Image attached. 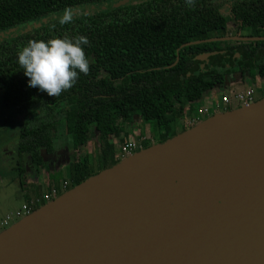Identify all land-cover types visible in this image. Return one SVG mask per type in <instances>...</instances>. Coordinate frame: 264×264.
I'll return each mask as SVG.
<instances>
[{
  "label": "trees",
  "instance_id": "obj_1",
  "mask_svg": "<svg viewBox=\"0 0 264 264\" xmlns=\"http://www.w3.org/2000/svg\"><path fill=\"white\" fill-rule=\"evenodd\" d=\"M118 1L0 0L2 104L34 175L44 167L43 153L53 155L55 141L68 137L79 155L62 194L95 176L89 158L80 156L91 132L103 171L120 163L112 140L135 116L164 131L163 143L172 124L187 109L196 113L227 75L264 79V41L221 40L247 29V37H264V0H234L228 16L213 0H139L115 8ZM193 42L201 43L182 48ZM202 55L210 57L198 60ZM152 145L147 139L143 148ZM17 164L23 187L29 178L21 159Z\"/></svg>",
  "mask_w": 264,
  "mask_h": 264
},
{
  "label": "water",
  "instance_id": "obj_2",
  "mask_svg": "<svg viewBox=\"0 0 264 264\" xmlns=\"http://www.w3.org/2000/svg\"><path fill=\"white\" fill-rule=\"evenodd\" d=\"M0 264H264V98L140 150L37 209L0 234Z\"/></svg>",
  "mask_w": 264,
  "mask_h": 264
},
{
  "label": "rangeland",
  "instance_id": "obj_3",
  "mask_svg": "<svg viewBox=\"0 0 264 264\" xmlns=\"http://www.w3.org/2000/svg\"><path fill=\"white\" fill-rule=\"evenodd\" d=\"M139 0H137L138 2ZM141 1V0H140ZM148 1V0H143ZM136 2V3H137ZM224 14L228 16L229 9L222 8ZM233 24H230V27ZM235 33V30H232ZM14 32H9V35ZM241 37H247L246 35L250 34V30L237 31ZM248 84L245 87H238L237 91H246L249 87L255 86L257 89L264 88V79L259 77L256 73L253 76H249ZM227 81V80H226ZM233 86V85H232ZM219 94L216 93V96L212 97V91L208 93L203 100L198 105L194 106V109H199L203 104V101L208 98L210 101H217L220 98V94L223 93V90L220 88ZM225 94L230 95L232 93L231 89L225 90ZM264 96V95H262ZM261 95L259 96L257 102L262 100ZM211 97V98H210ZM2 91H0V234L14 226L15 224L21 222L23 219H14L8 227L2 226V222L8 215L14 214L16 211L20 210L24 204L29 203L32 199L37 198V196L42 195L45 192L51 191L52 189H60L64 184L70 183L72 174L70 172L71 163L76 160L78 153L72 150V145L68 141L62 145V141H55L57 149L52 158H47L44 156V167L40 169L39 174L33 175L31 173V168L26 170L25 176L28 178L32 177L35 182L41 183V189L37 187H28L24 182L23 187L20 185L21 175L18 172V166L16 163L19 159L27 162V159L30 160L29 155H20L18 151L15 150V123L9 122L8 120L11 117L10 111L6 110L2 104ZM226 111L222 110L216 114H222ZM187 116H189L187 114ZM206 120V119H205ZM119 124H122L119 120ZM173 133L170 134V138L177 136L180 133H183L184 130L188 131L185 126V119L178 120L173 124ZM157 126L154 122H145L142 120L141 116H135L132 122L126 126H123L122 132L119 137H115L112 142L116 147V153L119 152V149L124 145L125 141L130 139L136 140L135 131L139 130L141 135H146L148 139H152V146L161 144L159 142L160 135L164 131L156 129ZM161 133V134H160ZM100 152L99 140L97 134L94 132L90 133V138L87 144H85L82 149L80 156H86L89 158L90 166L92 172L97 175L100 173L101 168L98 164V154ZM123 160V159H121ZM24 168V167H23ZM31 174V176H30ZM47 187H50L47 191ZM38 189V190H37ZM62 189V188H61ZM38 191V192H37ZM61 194V192H60ZM59 194V195H60ZM46 205V204H45Z\"/></svg>",
  "mask_w": 264,
  "mask_h": 264
},
{
  "label": "built area",
  "instance_id": "obj_4",
  "mask_svg": "<svg viewBox=\"0 0 264 264\" xmlns=\"http://www.w3.org/2000/svg\"><path fill=\"white\" fill-rule=\"evenodd\" d=\"M258 92L264 95V88L257 89L255 86H252L249 87L246 91H232L230 95H227L223 92L220 94V98L217 101H210L208 100V98H206L203 101V103H206L203 104L196 113L188 114L189 116H185V126L187 128H193L201 122L205 121V119L214 116L213 113L215 112L218 113L222 110L228 111L231 107L241 108L243 106L253 104L256 102V95ZM217 93L219 94V91H217ZM213 94L214 90L212 91V96ZM139 134H135L136 140L128 139L125 141L124 145L116 154L117 158L124 159L144 149V142L147 141V138L144 136L141 137L139 136ZM67 186L68 183L64 184L62 188L63 190L54 188L49 192L43 193L40 197L32 199L29 203L24 204L20 210L16 211L14 214L8 215L2 222V226L8 227L15 218L24 219L25 217L29 216L37 209L59 197L63 191H66Z\"/></svg>",
  "mask_w": 264,
  "mask_h": 264
},
{
  "label": "flooded vegetation",
  "instance_id": "obj_5",
  "mask_svg": "<svg viewBox=\"0 0 264 264\" xmlns=\"http://www.w3.org/2000/svg\"><path fill=\"white\" fill-rule=\"evenodd\" d=\"M214 1V3H216L217 5H220V8H230V6H231V4H232V2L234 1V0H213ZM200 57V56H199ZM199 57H198V60H201V59H199ZM209 57H210V55L207 57V58H205V59H202V61H207V59H209ZM201 68H204V66L202 65L201 66ZM227 80L228 79H230V78H232V81H236L237 79H240V78H243L242 77V74L241 73H239V72H236V73H233V74H229V75H227ZM228 82V81H227ZM227 82L225 81V83L224 84H222V85H218L215 89H214V94H213V96H216V93H217V91H218V89H222V86L224 85H227ZM233 85V84H232ZM224 86H223V88H224ZM223 90V89H222ZM218 94V93H217ZM262 95V94H261ZM212 96V97H213ZM262 97H264V96H262ZM259 97H256V99H258ZM7 110V109H6ZM9 111V110H8ZM15 127H16V129H15V133H16V141H15V146H16V148H15V150L16 151H18V140H19V132H18V128H17V125L15 124ZM62 141V145H64L67 141H68V143H69V139H68V137L66 136H64L62 139H60V140H58V142H61ZM60 149H61V147H60ZM60 149H57L56 151H60ZM56 153V152H55ZM54 153V154H55ZM53 154V155H54ZM46 155V154H45ZM53 155H51V156H48V155H46V157L48 158H52L53 157ZM44 157V156H43ZM16 165L18 166V164L16 163ZM22 167H24V169H25V171L27 170L28 171V169L29 168H31V162H30V160H28L27 159V162H25V161H22ZM31 173L32 174H34L33 173V169L31 168Z\"/></svg>",
  "mask_w": 264,
  "mask_h": 264
},
{
  "label": "crops",
  "instance_id": "obj_6",
  "mask_svg": "<svg viewBox=\"0 0 264 264\" xmlns=\"http://www.w3.org/2000/svg\"><path fill=\"white\" fill-rule=\"evenodd\" d=\"M248 79V78H247ZM228 81V82H227ZM226 82H227V85H223L224 86V88H223V86H222V89H223V92L225 91V90H229V89H231V91H237L238 90V87H245V85H247L248 84V80H246V79H244V78H240V79H237L235 82L234 81H232V78H230V79H228ZM232 84H233V86H232ZM219 90V89H218ZM261 95V93H257V95H256V97H259ZM262 96V95H261ZM263 99V98H262ZM257 100L258 99H256V102H257ZM236 109H239V107H231V108H229V110L228 111H232V110H236ZM187 114H192V112L190 111V109L188 110L187 109V112H186ZM140 132H139V130H136L135 131V134H139ZM135 136V135H134ZM139 136H141V137H146L147 139H148V137L146 136V135H141V134H139ZM138 137V136H137ZM149 140H152V139H149ZM34 175V174H33ZM30 176H31V174H30ZM33 177V176H32ZM29 178V181H28V187H37L38 189H41L42 190V188H41V183H39L38 182V184H37V182H35L36 180H34L33 178ZM37 189V190H38ZM38 192V191H37ZM38 197V196H37Z\"/></svg>",
  "mask_w": 264,
  "mask_h": 264
}]
</instances>
